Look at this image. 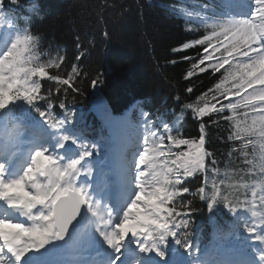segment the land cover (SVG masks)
<instances>
[{"label":"snow or ice","instance_id":"obj_1","mask_svg":"<svg viewBox=\"0 0 264 264\" xmlns=\"http://www.w3.org/2000/svg\"><path fill=\"white\" fill-rule=\"evenodd\" d=\"M192 3L167 6L188 34L167 62H188L187 81L219 74L194 100L175 97L174 120L190 112L198 135L135 105L96 139L66 103L83 80L102 83L81 66L88 49L77 36L68 64L65 45L41 48L40 0H0V264H264V0ZM196 200L210 214L204 245Z\"/></svg>","mask_w":264,"mask_h":264},{"label":"trees","instance_id":"obj_2","mask_svg":"<svg viewBox=\"0 0 264 264\" xmlns=\"http://www.w3.org/2000/svg\"><path fill=\"white\" fill-rule=\"evenodd\" d=\"M40 2L46 16L43 23L35 26L43 34L41 44L47 49L49 44L65 45L67 63L71 64L76 51V37L79 36L81 43L88 49V55L81 61V66L90 76L97 72L102 74L103 94L113 109L121 108L132 98H145L150 106L164 112L162 119L173 122L178 127L182 125L185 136L198 135L197 122L193 120L190 112L185 114L186 118L174 120V116L179 117L181 114V104L175 97L180 95L184 103L194 100L197 95L213 85L219 74H198L191 81H187L184 75L190 67L188 62H167L171 59L179 60V56L171 53L170 49L188 38L184 18L171 14L167 6L190 8L193 6L192 0ZM206 2L208 0H195L197 4ZM105 3L116 6L104 9L102 5ZM120 6L128 10L122 13ZM101 12L102 21L99 19ZM104 26L110 34L108 40L102 35ZM188 54L194 53L190 51ZM190 85L195 86L191 95L185 91ZM80 88L81 93L69 95L67 106L82 104L88 99L91 93L90 78L83 80ZM169 112L173 116L167 117ZM225 135L226 132L214 128L209 137L210 147L220 158L222 169L227 151V144L223 140ZM195 205L199 209L197 212L203 216L205 206L198 200Z\"/></svg>","mask_w":264,"mask_h":264}]
</instances>
